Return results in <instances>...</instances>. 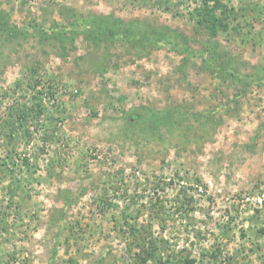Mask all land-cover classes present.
<instances>
[{
  "label": "rangeland",
  "instance_id": "1",
  "mask_svg": "<svg viewBox=\"0 0 264 264\" xmlns=\"http://www.w3.org/2000/svg\"><path fill=\"white\" fill-rule=\"evenodd\" d=\"M0 264H264V0H0Z\"/></svg>",
  "mask_w": 264,
  "mask_h": 264
}]
</instances>
